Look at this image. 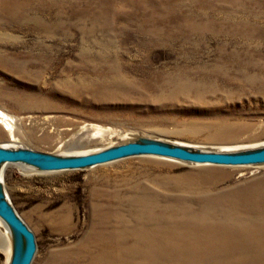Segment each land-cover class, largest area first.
Listing matches in <instances>:
<instances>
[{
    "label": "rangeland",
    "instance_id": "rangeland-1",
    "mask_svg": "<svg viewBox=\"0 0 264 264\" xmlns=\"http://www.w3.org/2000/svg\"><path fill=\"white\" fill-rule=\"evenodd\" d=\"M0 111L14 135L0 119V144L44 152L137 135L205 148L263 144L264 0H0ZM3 179L35 232L32 264H180L187 250L165 254L153 238L151 253L116 248L150 237L133 211L148 219L151 205L160 212L179 198L227 208L264 193V165L152 156L53 172L9 164ZM116 234L113 249L102 244ZM192 244L189 256L202 255Z\"/></svg>",
    "mask_w": 264,
    "mask_h": 264
},
{
    "label": "bare ground",
    "instance_id": "bare-ground-1",
    "mask_svg": "<svg viewBox=\"0 0 264 264\" xmlns=\"http://www.w3.org/2000/svg\"><path fill=\"white\" fill-rule=\"evenodd\" d=\"M8 118V115L0 111V119L7 123L10 134L14 136ZM99 149L102 148L96 150ZM215 149L237 150L239 148ZM212 170L214 172L222 171L216 169H206L205 171ZM261 186L264 187V182ZM259 191L264 192L262 189ZM262 194L263 196L260 197L239 201L237 202L239 205L233 199L235 202H229L227 208L221 207L217 199H208L194 207L179 198L175 203L169 204L174 205L173 207H162L160 212L154 208L155 205H151L149 210L152 208V215H148V219L144 208L135 210L133 212L136 215L130 220H133L135 227L139 230L142 229L140 232L143 235H150V237L143 242L140 235L135 234L133 242L128 241L127 245H119L116 248L119 250L130 248L133 252L151 253L156 247V244L152 245L151 243V238H153L160 246L157 249L162 250L165 254L168 251L172 253L176 250L181 253L187 250L185 255L181 254L180 256V264H193L195 258H198L202 264H220L219 261L222 264H264V193ZM242 205L244 207L241 208ZM180 225L182 229H179ZM0 226H4L1 219ZM3 229L7 234V228L4 226ZM255 229L259 231L254 232ZM134 231L135 229L132 232ZM118 235L121 238L124 237L123 232ZM117 237V234L103 236L101 237L102 244L111 246L113 249ZM192 243L202 255L189 256ZM5 250L8 252L9 261V245ZM220 258L222 259L219 260ZM169 259L173 261L171 257ZM107 262L110 261L107 260Z\"/></svg>",
    "mask_w": 264,
    "mask_h": 264
},
{
    "label": "water",
    "instance_id": "water-1",
    "mask_svg": "<svg viewBox=\"0 0 264 264\" xmlns=\"http://www.w3.org/2000/svg\"><path fill=\"white\" fill-rule=\"evenodd\" d=\"M135 156H152L195 165H264V143L237 150H218L161 137L137 135L86 153H52L0 144V219L7 228L10 259L7 264H32L38 251L35 232L18 212L3 179L9 164L40 172L89 169ZM4 226L2 228H4Z\"/></svg>",
    "mask_w": 264,
    "mask_h": 264
}]
</instances>
